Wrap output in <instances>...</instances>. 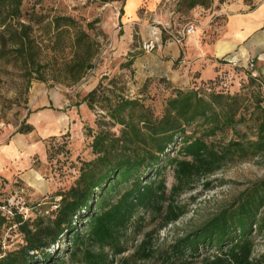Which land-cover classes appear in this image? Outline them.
Listing matches in <instances>:
<instances>
[{"label": "trees", "instance_id": "obj_1", "mask_svg": "<svg viewBox=\"0 0 264 264\" xmlns=\"http://www.w3.org/2000/svg\"><path fill=\"white\" fill-rule=\"evenodd\" d=\"M213 1L181 0L180 4L189 12L195 7L208 9ZM22 2L0 0V36L10 30L11 52L35 65L36 54L30 49L28 34L31 27L24 23ZM52 24L62 34L63 28L75 26L76 21L57 17ZM88 57L66 63L65 72L73 76L74 83L92 68ZM137 57L130 55L121 63L133 86ZM222 63L230 65V60ZM243 78L248 79L246 93L239 91ZM126 82L121 75L102 76L75 103L76 107L84 105L98 112L95 129H87L93 158L83 162L78 178L67 191L53 196L45 210L49 216L31 221L10 208L24 243L0 254V264H65L67 260L74 264H136L129 258H115L126 251L130 230L142 232L145 215L159 225L144 233L133 257L150 260L156 255L155 264H194L198 260L201 264H256L252 235L264 228V179L252 183L167 250L156 253L152 241L159 230L186 213L177 201L193 190L197 180L229 163L264 155V74L258 71L253 77L246 67L237 65L214 79L194 81L188 88L149 78L133 96ZM151 83L166 91L159 104L147 93ZM247 121L252 122L250 137L246 131L237 130ZM32 131V125L22 123L17 133ZM167 166L174 178L170 188L166 184ZM211 184L204 181L203 187L210 188ZM207 249L215 253L206 255Z\"/></svg>", "mask_w": 264, "mask_h": 264}, {"label": "rangeland", "instance_id": "obj_2", "mask_svg": "<svg viewBox=\"0 0 264 264\" xmlns=\"http://www.w3.org/2000/svg\"><path fill=\"white\" fill-rule=\"evenodd\" d=\"M180 1L144 0L136 9L130 10L126 7V0H23L24 23L31 27L28 33L30 49L36 54L38 64L16 58L11 52L14 47L11 41L13 34L10 30L1 34L0 123L10 125L11 129L0 128V146L17 133L22 123L30 125L33 121L34 127L20 141L22 156L30 167H21L14 172L12 179L0 175V254L16 250L24 243L23 236L13 224L10 208H16L25 219L31 221L37 216H49L45 210L53 196L67 191L78 178L83 162L93 158L87 129H95L94 120L98 112L89 111L84 105L76 107L75 103L105 75H121L130 88L129 95L133 96L143 82L142 71L155 66L156 62L150 56L160 49L163 42H172L171 38L165 36L167 32L176 34L189 21L186 18L188 12ZM215 2L219 3L214 0L212 4ZM57 17H70L76 21V25L65 27L62 29L64 32L58 34L52 24ZM148 40H153L155 47L145 52L142 44ZM130 55L141 56L133 66L137 72L134 86L129 80L128 70L121 67V63ZM85 56H89L92 68L74 83L73 76L65 72V65ZM247 85L248 79L243 78L239 91L246 93ZM147 93L154 95L158 100L154 103L159 104L166 91L151 83ZM261 107L264 114L263 102ZM250 127L252 122L247 121L237 126V130L246 131L247 137H250ZM8 131L12 133L11 136L3 139V134L7 135ZM21 174L23 178H19ZM165 176L170 188L174 178L169 166L165 169ZM262 179L264 155L229 163L213 175L197 180L193 190L182 194L177 201L185 207L186 213L176 223L153 236V249L156 253L167 250L176 239L231 203L252 183ZM204 181H210L211 187H203ZM144 225L141 233L129 231L126 251L115 261L129 258L136 264L157 263L156 255L150 260L132 256L144 233L156 229L159 222H152L145 215ZM252 239V257L256 264H264V228L260 232L254 231ZM204 253L213 254L215 250L207 249ZM65 264L74 263L67 260ZM194 264L201 262L198 260Z\"/></svg>", "mask_w": 264, "mask_h": 264}, {"label": "crops", "instance_id": "obj_3", "mask_svg": "<svg viewBox=\"0 0 264 264\" xmlns=\"http://www.w3.org/2000/svg\"><path fill=\"white\" fill-rule=\"evenodd\" d=\"M143 1L126 0V7L134 10ZM186 18V24L195 26L194 34L183 45L163 42L150 56L155 66L142 71L143 81L162 78L173 87L188 88L194 81L214 79L225 70H233L232 65L222 63L224 60L236 61L241 69L254 60L257 71L264 74V0L215 2L208 9L193 8ZM140 58L138 55L135 62ZM30 125L34 127L33 121ZM30 133L3 134V139L11 136L0 146V175L5 179H12L21 167H30L20 144L22 136Z\"/></svg>", "mask_w": 264, "mask_h": 264}, {"label": "built area", "instance_id": "obj_4", "mask_svg": "<svg viewBox=\"0 0 264 264\" xmlns=\"http://www.w3.org/2000/svg\"><path fill=\"white\" fill-rule=\"evenodd\" d=\"M195 32V26L188 23L185 24L182 29L180 31H178L176 34H173L172 32H167V34L169 35V37L171 38V40L176 43L177 45H183L184 43H186L188 41V38L193 35ZM155 47V43L153 40H148L146 42H144L142 44V49L145 52H149L151 50H153ZM230 65H232L233 67L237 66L238 63L236 61L230 60ZM255 62L254 60H248L245 67L246 69H248L250 71L251 76L253 77H257L258 75V71L255 68ZM262 94H263V98H264V84L262 85ZM0 128L5 129H11L10 125H6L5 123H0ZM12 133L10 132L9 135H11ZM8 135V136H9ZM56 201L59 200V198L55 199ZM53 208H55V206H53Z\"/></svg>", "mask_w": 264, "mask_h": 264}]
</instances>
